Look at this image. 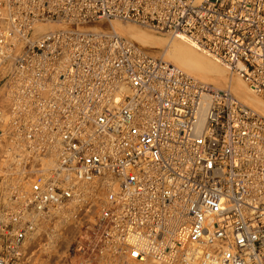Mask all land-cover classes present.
<instances>
[{
    "label": "built area",
    "instance_id": "1",
    "mask_svg": "<svg viewBox=\"0 0 264 264\" xmlns=\"http://www.w3.org/2000/svg\"><path fill=\"white\" fill-rule=\"evenodd\" d=\"M113 21L264 96V0H0V264H34L54 222L66 264H264V117Z\"/></svg>",
    "mask_w": 264,
    "mask_h": 264
},
{
    "label": "bare ground",
    "instance_id": "2",
    "mask_svg": "<svg viewBox=\"0 0 264 264\" xmlns=\"http://www.w3.org/2000/svg\"><path fill=\"white\" fill-rule=\"evenodd\" d=\"M123 23H131V22L113 21L111 23V27L120 36L132 40L135 44H137L141 48L144 49L162 48L163 53L162 55H160L161 57L159 56L157 57L161 58L162 60L168 63L175 65L185 74L194 78L196 81L200 83L212 86L216 90H229L233 94V96H235L243 105L249 107L256 113H258L260 116L264 117V100L262 99L264 98V96L255 93L239 74L231 71L222 62L217 61L214 57L208 55L205 52L199 51L185 38H177L174 36H170V38L168 39L165 36H160V35L155 36L147 33L146 30H144V28H140L139 26H132L130 24H123ZM54 28H55L54 25H50L48 27L45 25H38L37 32L38 33L48 32ZM200 52L206 54L207 56L206 55L204 56V54H201ZM236 75H238V77H240L242 81L246 83L247 86L244 85L243 82L240 81L239 79H235ZM210 104H211L210 97L204 96L201 101L200 126H202L206 121L207 112ZM46 226L48 225L46 224ZM36 241L37 239L32 243L35 244ZM120 257H122V261H124L125 264H127L126 261H128V259L136 264H160L150 261H147L145 263H140L137 262L136 260L129 258L128 256L120 255Z\"/></svg>",
    "mask_w": 264,
    "mask_h": 264
},
{
    "label": "rangeland",
    "instance_id": "3",
    "mask_svg": "<svg viewBox=\"0 0 264 264\" xmlns=\"http://www.w3.org/2000/svg\"><path fill=\"white\" fill-rule=\"evenodd\" d=\"M123 24H130L132 26H139V25H135L133 23H123ZM102 26H104L106 28L109 27V25L105 24V23H103ZM139 27L140 28H144V30H146V32L149 33V34H152V35H155V36H159L157 34H153L152 32H150L145 27H141V26H139ZM160 36H165L168 39L170 38V36H168V35H160ZM147 50L151 54H154V55L159 56V57H161L160 55H162V53H163V49L162 48L147 49ZM200 53L204 54L202 52H200ZM205 55L206 54H204V56ZM235 79H239L240 81H242V79L240 77H238V75L235 76ZM243 84L246 85L245 82H243ZM260 98H262V97H260ZM262 99L264 100V98H262ZM61 225H63V227ZM61 225L58 222H54L52 225L45 226L44 230L41 233H44V232L48 231V236H46V234H41L40 237L37 238L36 243L33 245L34 246L33 247V252H34V262L33 263L34 264H39V263L40 264H66L65 261H64V255H63V250L64 249L63 248L65 246H67V244H69L71 242H70L69 238L66 239L65 237H63L61 235L60 231H62V229L65 228V223L63 222ZM59 247H61L63 250L60 249ZM112 259H115V260L111 261L110 264H122V262H123V264H125V262L122 261V257H120V258L119 257L109 258V260H112ZM128 261H126L127 264H129V263L130 264H136V263H134L133 261H131L129 259H128ZM100 264H103V260L100 262Z\"/></svg>",
    "mask_w": 264,
    "mask_h": 264
}]
</instances>
